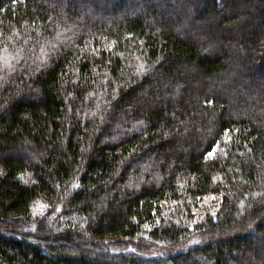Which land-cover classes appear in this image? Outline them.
<instances>
[{"label": "trees", "instance_id": "16d2710c", "mask_svg": "<svg viewBox=\"0 0 264 264\" xmlns=\"http://www.w3.org/2000/svg\"><path fill=\"white\" fill-rule=\"evenodd\" d=\"M0 224V264H264V0H0Z\"/></svg>", "mask_w": 264, "mask_h": 264}, {"label": "rangeland", "instance_id": "374dc122", "mask_svg": "<svg viewBox=\"0 0 264 264\" xmlns=\"http://www.w3.org/2000/svg\"><path fill=\"white\" fill-rule=\"evenodd\" d=\"M220 202V196L217 194H210L203 196L197 203V207L194 208V214L195 215H203L205 212L210 211L211 213H215L219 206ZM44 212V208L42 203L37 202L35 206L33 207V213L34 214H41ZM0 224V228H1ZM28 228V226H27ZM22 230H26V228L22 227ZM30 229V228H28ZM1 230V229H0Z\"/></svg>", "mask_w": 264, "mask_h": 264}, {"label": "snow or ice", "instance_id": "6c2138e0", "mask_svg": "<svg viewBox=\"0 0 264 264\" xmlns=\"http://www.w3.org/2000/svg\"><path fill=\"white\" fill-rule=\"evenodd\" d=\"M215 145H213L212 146V149L213 150H210L208 153H207V155H206V158H210V157H212L213 155H214V149H215Z\"/></svg>", "mask_w": 264, "mask_h": 264}]
</instances>
